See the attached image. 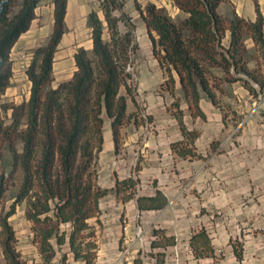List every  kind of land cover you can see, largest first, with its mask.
<instances>
[{"label":"trees","instance_id":"16d2710c","mask_svg":"<svg viewBox=\"0 0 264 264\" xmlns=\"http://www.w3.org/2000/svg\"><path fill=\"white\" fill-rule=\"evenodd\" d=\"M40 1L0 0V264H36L22 256L10 220L22 203L41 264H53L63 245L80 264H93L98 228L92 219L101 225L100 199L109 192L129 199L136 184L128 177L104 188L97 180L106 119L111 120L117 144L121 128L136 117L135 112L127 111L133 94L128 66L131 53L138 48L134 25L123 11L124 0H100L102 15L95 9L87 14L91 49L77 47L71 77L53 85L55 52L65 33L67 11V0H53L52 30L46 42L33 49L26 68L31 83L28 97L20 102L2 101L14 74L12 48L30 28ZM227 1L173 0L184 13L178 19L154 2L144 9L137 4L153 53L168 73V87L175 86V71L190 105L201 114L202 92L216 102L213 88L223 81L240 80L253 96L264 91L263 16L258 3L257 16L251 20L235 12L221 14L219 7ZM121 20L125 31L119 27ZM227 31L229 43L224 45ZM247 37L258 51L257 67L249 65ZM214 68L222 75L214 73ZM2 110L10 112V122L5 121ZM16 178L18 186L7 205V193ZM137 200L140 208L166 204L160 192ZM152 244L160 245L158 241ZM164 256L158 254L157 263H164Z\"/></svg>","mask_w":264,"mask_h":264},{"label":"crops","instance_id":"0c3cea01","mask_svg":"<svg viewBox=\"0 0 264 264\" xmlns=\"http://www.w3.org/2000/svg\"><path fill=\"white\" fill-rule=\"evenodd\" d=\"M256 2L264 32V0H230L219 11L254 20ZM99 5L100 0H67L65 33L54 68L60 48L61 61L71 59L73 71L76 48L91 49L87 14L99 11ZM53 22L54 1L41 0L30 28L12 48L14 65L31 59L30 50L46 42ZM153 60L155 69H138L133 93L137 104L129 97L127 105V111L134 112L144 101L150 117H135L123 126L117 144L111 120L104 124L98 184L112 188L116 179L128 177L136 184L129 199L115 192L100 199L101 225L92 219L98 228V263L225 264V255L240 252L241 264H264V91L255 98L240 80L223 81L213 88L216 102L202 92L201 114L190 105L176 72L174 90L154 81L161 67ZM158 192L166 199L163 207H139L138 197ZM162 253L164 263H157Z\"/></svg>","mask_w":264,"mask_h":264},{"label":"rangeland","instance_id":"374dc122","mask_svg":"<svg viewBox=\"0 0 264 264\" xmlns=\"http://www.w3.org/2000/svg\"><path fill=\"white\" fill-rule=\"evenodd\" d=\"M149 2H154L158 6L165 7V9L174 19H178L184 16V13L177 6L176 8L178 9V12H176L174 8L175 4L173 3L172 0H124L123 11L128 15L130 22L133 23L134 25V29H133L134 41L138 45V48L135 51L133 50V53H131L132 58H131V64H130L131 67L129 71L131 72L132 76L128 79V84L132 87L133 93L138 85L137 76H138V69L140 68V66H144V67L147 66L151 70H152V67L155 69V66H156L153 58H157V57L153 53L152 40L149 36L145 22L143 21L141 17V12L137 8V4H138L141 9H144L145 6ZM228 2H230V0ZM99 11H100V5H99ZM232 13L233 12H230L227 15H230ZM119 27L121 31H125L127 28L123 20L119 22ZM105 35L106 37H108L107 34ZM82 40L86 46L89 45L87 42L88 36L86 32L83 33ZM223 43L224 45H228L229 43V32L228 31H227L226 37L224 38ZM246 43L249 48L247 51V58L249 59V65L251 67H257L258 51L256 47L254 46V42L252 38L247 37ZM35 48L36 47L30 50L31 54L28 57L32 56L33 49ZM62 50H63V47L60 48V52L56 56L57 59H56V65H55L56 67L54 68L53 85H56L60 81L69 79L74 69V64L71 59H69V61L68 60L64 61V63L61 61L60 56L63 55ZM152 60L154 61V64H155L154 66L152 65L153 64ZM29 61H30L29 59L28 61L23 60L21 63H16L14 65L13 82L7 88L2 101L20 102L23 99H26L28 97L30 93L31 83L27 77L26 68L29 64ZM62 63L65 65L64 67L61 66ZM160 67H161L160 68L161 72L158 75V78H156V80L154 79V81H158L160 87L162 86L168 87L167 85L168 73L161 65ZM261 70L264 71L263 68H261ZM213 72L218 75H222V71L218 68H214ZM177 79H178V74H177ZM211 80H213V77L211 78ZM253 84L257 89H259V86L256 82H253ZM169 89L174 90L173 87ZM122 91H124V88L122 89ZM133 96L134 95L132 94V97H130L132 98V101L135 100ZM255 98H258V97L256 96ZM180 101L182 103H185V101L182 99ZM134 103L137 104V101L135 100ZM140 103H141L140 106L137 105V110L134 111L136 113V118L138 117L141 120H144V119L146 120L150 117V114H148L147 111L145 110L144 101L143 102L141 101ZM9 113H10L9 111L6 112L5 110H2L3 117L5 118V121L7 123L10 122L11 120ZM17 186H18V179L16 178L15 183L11 185L7 193V201H6L7 205H9L12 202ZM24 207H25L24 203L17 205L16 213L12 215V217L10 218L11 223L13 224L15 232H16L17 247L20 250L24 258H26L29 261H34L36 264H41L37 247L32 242V239H31L32 234L30 230V221L25 217ZM64 253H66V258H63ZM97 257H98V253L96 255V258L93 264H99ZM53 264H80V262L74 260L73 255L71 253L69 254L68 246L63 245L58 248L57 254L53 260Z\"/></svg>","mask_w":264,"mask_h":264},{"label":"built area","instance_id":"2783aa9c","mask_svg":"<svg viewBox=\"0 0 264 264\" xmlns=\"http://www.w3.org/2000/svg\"><path fill=\"white\" fill-rule=\"evenodd\" d=\"M130 65L128 66V69L130 70ZM241 261L238 256L232 254V255H225V264H241ZM254 264H261V263H254Z\"/></svg>","mask_w":264,"mask_h":264}]
</instances>
